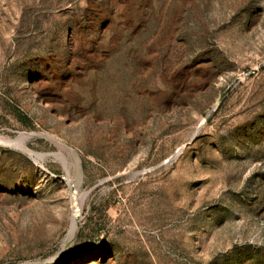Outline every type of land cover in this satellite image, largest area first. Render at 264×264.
I'll return each mask as SVG.
<instances>
[{"label":"rangeland","instance_id":"obj_1","mask_svg":"<svg viewBox=\"0 0 264 264\" xmlns=\"http://www.w3.org/2000/svg\"><path fill=\"white\" fill-rule=\"evenodd\" d=\"M0 138V264H264V0H0Z\"/></svg>","mask_w":264,"mask_h":264},{"label":"bare ground","instance_id":"obj_2","mask_svg":"<svg viewBox=\"0 0 264 264\" xmlns=\"http://www.w3.org/2000/svg\"><path fill=\"white\" fill-rule=\"evenodd\" d=\"M35 135L33 134H20V136L15 139L13 142H8L9 144L11 145H14L15 147H19L21 149H23L24 151L26 150V152H28L29 154H31L32 156L35 157L36 161L38 162L39 160H44L45 158L47 157H50V156H53L55 158H58L60 159L63 164L66 166V160L64 159L63 157V154H49V155H43V154H38V153H34L30 150H28L27 146H26V142L34 137ZM1 140H4L2 138H0V141ZM5 141V140H4ZM70 154V153H69ZM30 155V156H31ZM31 156V157H32ZM76 157V156H75ZM63 165V166H64ZM71 167V166H70ZM66 169V168H64ZM80 181V180H79ZM81 182V181H80ZM78 186V185H77ZM79 188V187H78ZM82 202V201H81ZM80 210V209H79ZM77 224H78V214L77 212H75V214L72 216V219H71V225H70V228H69V231H68V235H67V241H70L72 239H74V237H76V231H77ZM66 247V246H65ZM65 249V248H64Z\"/></svg>","mask_w":264,"mask_h":264}]
</instances>
